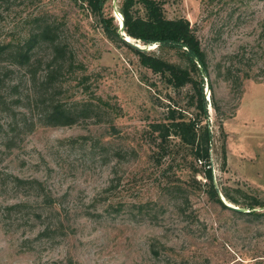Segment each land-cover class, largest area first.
<instances>
[{
    "label": "rangeland",
    "instance_id": "rangeland-1",
    "mask_svg": "<svg viewBox=\"0 0 264 264\" xmlns=\"http://www.w3.org/2000/svg\"><path fill=\"white\" fill-rule=\"evenodd\" d=\"M121 2L115 0L117 11ZM113 5L110 0L105 14L119 25ZM164 11L168 19H187L206 54L214 185L264 205V0H164ZM36 20L53 23L73 56L74 72L62 71L51 98L69 106L99 97L106 111L99 120L44 126L36 102L50 47L33 50L29 70L0 62L7 106L0 111V264H264V217L221 209L202 174L193 177L178 141L170 140L172 151L164 155L151 132L169 107L187 110L186 90L168 88L133 52L114 46L98 17L75 0L1 3L0 43H22ZM150 52L177 62L172 51ZM230 55L237 56L232 70L250 75L240 96L220 75ZM219 124L226 136L224 170ZM12 177L43 182L52 201H36L35 192ZM171 185L180 186L179 195ZM15 203L28 207L5 209ZM38 214L59 226L46 238L38 237Z\"/></svg>",
    "mask_w": 264,
    "mask_h": 264
},
{
    "label": "trees",
    "instance_id": "trees-1",
    "mask_svg": "<svg viewBox=\"0 0 264 264\" xmlns=\"http://www.w3.org/2000/svg\"><path fill=\"white\" fill-rule=\"evenodd\" d=\"M6 1L0 0V4ZM109 1L75 0V2H79L98 17L105 37L114 46L118 48L125 47L133 52L137 56L140 66L158 76L168 88L175 92H179L182 89L186 90L187 110H179L175 106L169 107L164 120L153 123L150 126L152 134H156V139L159 140L158 145L163 151L162 154L168 155L171 153L170 140L178 141V145L183 148V152L190 158L193 177L198 173L202 174L207 182L209 198L221 209L232 213L235 217H246L251 220L263 218L264 212L257 213L253 211L256 207L264 206L256 199L251 198V202H242L236 195L230 194L228 190L220 189V193L226 203L248 210V212H239L225 206L217 195L210 167V149L213 136L208 128L207 102L204 95V77H209L208 64L206 54L202 50L200 42L187 19H168L164 11V0H122L118 9L123 18L126 36L138 41L143 46L155 45L160 51H172L176 56L177 62H171L155 55L153 52L139 51L126 44L119 32V25L113 22L112 16L105 14ZM36 22V28L30 32L22 43H0V62L3 60L11 66L29 70L34 64L33 50L39 44L48 45L51 49V56L44 64L42 84L39 88L43 92H39L40 96L36 102V106L41 111L39 122L47 127H61L76 124L80 120H99L106 111L99 97L75 102L69 106L51 98V94L48 92L52 90V94H54L56 90L60 89L58 84L63 76L62 71L74 72V68H72L74 66L73 56L70 54L68 47L59 39L57 28L54 27L53 23L49 22V20H36ZM236 58V55H230L228 64L220 69V75L240 96L242 94L243 81L249 79L250 75L248 70L240 72L241 74L232 70V65ZM1 88L2 80L0 79V111H6L7 106L5 98L1 94ZM209 90L212 97L211 86ZM47 94L48 98L46 97ZM11 104L14 107H18L20 102L13 100ZM211 106L215 111H218L214 101ZM190 109H193L194 113L190 114ZM218 126L220 131L221 169L224 170L226 164V136L222 125L219 124ZM196 163L199 164V167ZM12 181L17 186H23L30 189V191H34V199L36 201L41 196H44L45 199L49 198L50 202L52 201L43 182L37 179L22 180L12 177ZM176 186L171 185V188L174 190H172L173 193L178 194L181 188L178 185ZM168 190H170V186H168ZM235 192L244 196L239 189L235 190ZM186 201L185 198L184 203ZM27 207L28 203H15L6 206L5 209L11 212H18ZM49 208H53L52 204L49 205ZM36 217L43 225L42 230L38 232V237L46 238L59 227L53 221L47 220V218L43 222L41 214Z\"/></svg>",
    "mask_w": 264,
    "mask_h": 264
},
{
    "label": "water",
    "instance_id": "water-1",
    "mask_svg": "<svg viewBox=\"0 0 264 264\" xmlns=\"http://www.w3.org/2000/svg\"><path fill=\"white\" fill-rule=\"evenodd\" d=\"M113 4H114L113 5V12L116 14V16L118 15V17L120 18V21H119V32L123 36L124 42L126 44H128L129 46H131V47H133V48H135V49H137L139 51H143V52L151 51L154 47H156V46H148V45L147 46H143L138 41L127 37L126 34L124 33L123 18L120 15V13L117 11V8L115 7V0H113ZM202 72H203V70H202ZM215 189H216L217 195L219 196L220 200L222 201V203L225 206H227L228 208L237 210L239 212H248V210L245 209V208H237V207L231 206L230 204H227L225 199L221 195L220 190L218 189V187L215 186Z\"/></svg>",
    "mask_w": 264,
    "mask_h": 264
}]
</instances>
